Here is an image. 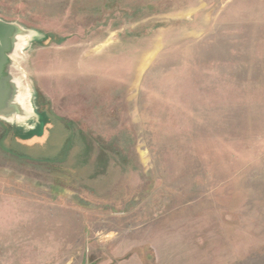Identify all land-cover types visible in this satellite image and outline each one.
Masks as SVG:
<instances>
[{
  "label": "rangeland",
  "instance_id": "obj_1",
  "mask_svg": "<svg viewBox=\"0 0 264 264\" xmlns=\"http://www.w3.org/2000/svg\"><path fill=\"white\" fill-rule=\"evenodd\" d=\"M0 19L40 35L15 62L47 115L25 140L0 124V264H264V0Z\"/></svg>",
  "mask_w": 264,
  "mask_h": 264
},
{
  "label": "water",
  "instance_id": "obj_2",
  "mask_svg": "<svg viewBox=\"0 0 264 264\" xmlns=\"http://www.w3.org/2000/svg\"><path fill=\"white\" fill-rule=\"evenodd\" d=\"M39 36L37 31L27 29L17 22L0 19V121L10 124L17 135V132L23 130V126L16 123L17 121L21 122L22 119H28L30 116L37 119L26 130L25 136L17 135L23 139L31 136L29 133L35 130H39L41 135L43 127L47 123L44 121L45 113L32 109L29 97L27 101L26 99L21 100L24 88L28 89V87L17 71L15 62L22 43L24 45L28 37L34 40ZM46 37L47 35L44 36V38ZM45 116L47 115L45 114Z\"/></svg>",
  "mask_w": 264,
  "mask_h": 264
},
{
  "label": "bare ground",
  "instance_id": "obj_3",
  "mask_svg": "<svg viewBox=\"0 0 264 264\" xmlns=\"http://www.w3.org/2000/svg\"><path fill=\"white\" fill-rule=\"evenodd\" d=\"M21 46H23V43H22V45ZM28 89L27 88H24V92H23V96L21 97V100L22 99H26V101H27V98H28V96H29V92L27 91ZM23 97H25V98H23Z\"/></svg>",
  "mask_w": 264,
  "mask_h": 264
},
{
  "label": "trees",
  "instance_id": "obj_4",
  "mask_svg": "<svg viewBox=\"0 0 264 264\" xmlns=\"http://www.w3.org/2000/svg\"><path fill=\"white\" fill-rule=\"evenodd\" d=\"M48 38H51V36H49ZM60 42V41H59ZM0 124H2V125H5V126H8L5 122H3V121H0ZM9 127V126H8ZM11 127V126H10ZM13 137H15V138H18V139H20V140H25V139H23V138H20V137H17V135H15V133L13 132Z\"/></svg>",
  "mask_w": 264,
  "mask_h": 264
}]
</instances>
